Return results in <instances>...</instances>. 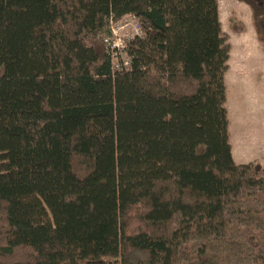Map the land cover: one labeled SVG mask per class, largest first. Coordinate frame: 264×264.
I'll use <instances>...</instances> for the list:
<instances>
[{
	"label": "trees",
	"instance_id": "trees-1",
	"mask_svg": "<svg viewBox=\"0 0 264 264\" xmlns=\"http://www.w3.org/2000/svg\"><path fill=\"white\" fill-rule=\"evenodd\" d=\"M129 14L126 66L102 35ZM230 51L219 0H0V264H264Z\"/></svg>",
	"mask_w": 264,
	"mask_h": 264
},
{
	"label": "rangeland",
	"instance_id": "rangeland-1",
	"mask_svg": "<svg viewBox=\"0 0 264 264\" xmlns=\"http://www.w3.org/2000/svg\"><path fill=\"white\" fill-rule=\"evenodd\" d=\"M219 2H220L223 31L229 37V41L231 39V41L235 43L234 44L235 49H233V52L231 54L229 60V68L226 74V79L228 81L227 109H231L232 111H234L235 109L233 107L241 104L240 101L243 102L244 101L243 99L247 101L249 98H252L253 95L251 93L253 91H257L258 87L264 90V74H263L264 54L261 53L258 54L255 52V51L259 52L257 47L253 44L255 42L252 43L254 48L253 50H252V46L249 45L250 42L248 43L249 46L247 48H244L243 45L241 44V41L238 40L239 35H236L232 30L231 17L232 15H236V12L234 11L233 7H235V9H237L238 12L242 13L241 11H244L243 8H246L245 3H242L239 0H219ZM120 19L121 18H119L118 20ZM109 30H110V24L107 26V31L102 35L104 38L111 36ZM121 32H122L121 33L122 36L124 35V33L129 32V29L126 28ZM246 49L249 50V53L247 54H245ZM127 57H128L127 55H124L120 51H118L116 52L115 55V61L119 62L120 60L123 59L126 60ZM260 79L262 80L261 82ZM249 127L254 129L257 127V125L250 123ZM229 132H230V143L231 145L233 143L234 149L237 152L235 153V155L238 158L245 156L246 160H248L252 155L250 154L251 152L255 153L258 151L257 149H259L258 147L260 146V142H262V140H259L254 135L253 137H251L250 132L248 134L245 130L234 131V129L230 131V127H229ZM233 145H232V149H233ZM254 161H260V160H254Z\"/></svg>",
	"mask_w": 264,
	"mask_h": 264
},
{
	"label": "crops",
	"instance_id": "crops-1",
	"mask_svg": "<svg viewBox=\"0 0 264 264\" xmlns=\"http://www.w3.org/2000/svg\"><path fill=\"white\" fill-rule=\"evenodd\" d=\"M240 2H242V1H240ZM242 3H245V2H242ZM245 6H246V8H243L244 11H241L242 13L238 12L237 9H235V7H233L234 11L236 12V15H232V17L235 16L240 22H242L244 29L238 30L237 27L233 26V21L231 20L232 21V30L236 35H239L238 40L241 41V44L243 45L244 48H247L249 45H251L252 50H253L254 48H253L252 43L255 42L253 44L259 50V52L258 51H255V52L258 54L259 53L264 54V48L261 46V44L258 41L256 30H255L254 25H253L252 10L247 3H245ZM238 13H239V15H238ZM220 19H221V11H220ZM221 22H222V20H221ZM240 25H238V27H240ZM222 26H223V24H222ZM229 42L231 44V51H230V57H231L233 49H235V45H234L235 43L232 42L231 39ZM249 42H250V44L248 45ZM247 53H249L248 49L245 50V54H247ZM245 54H243V55H245ZM261 76H260V78H261ZM261 81L262 80L260 79V82ZM226 83L228 86L227 79H226ZM251 94L253 95L252 98H249V99L247 98L248 99L247 101L245 99H243L244 100L243 102L240 101L241 104L233 107L235 109L234 111H232L231 109H228V116H229V121H230V131L233 129H234V131L245 130L248 134H249V132L251 133V137H253V135H254L259 140H262V142H260V146L258 147L259 149H257L258 150L257 152H255V153L251 152L250 153L252 155H251L250 159H248V160H246L245 156L238 158L235 155V153H237V152L234 149L233 143H232V145H233L232 153H233L234 159L238 163H248L252 160L253 161L254 160H260L262 162V164L264 165V90H262L260 87H258L257 91H253ZM227 97H228V93H227ZM233 98H234V95H233ZM250 123L257 125V127L254 129L250 128L249 127ZM248 124H249V126H248Z\"/></svg>",
	"mask_w": 264,
	"mask_h": 264
},
{
	"label": "built area",
	"instance_id": "built-area-1",
	"mask_svg": "<svg viewBox=\"0 0 264 264\" xmlns=\"http://www.w3.org/2000/svg\"><path fill=\"white\" fill-rule=\"evenodd\" d=\"M117 21V22H116ZM110 37L104 38L107 47L112 51L113 56L115 57L116 52L120 51L122 54H125V48L129 42H131L135 37L142 35V28L133 15H125L121 17L120 20H110ZM129 29V32L124 33L121 36V31ZM124 65H129V58L123 59ZM119 63L116 62L115 66H118Z\"/></svg>",
	"mask_w": 264,
	"mask_h": 264
}]
</instances>
